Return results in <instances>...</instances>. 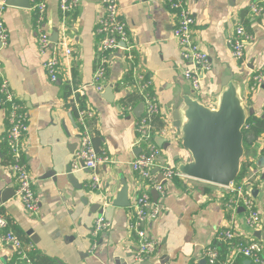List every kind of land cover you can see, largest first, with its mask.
I'll use <instances>...</instances> for the list:
<instances>
[{
	"label": "crops",
	"instance_id": "1",
	"mask_svg": "<svg viewBox=\"0 0 264 264\" xmlns=\"http://www.w3.org/2000/svg\"><path fill=\"white\" fill-rule=\"evenodd\" d=\"M46 1L45 30L51 39L56 35L60 39L59 0ZM117 1L133 49L129 58L122 51L113 55L101 93L91 86L97 67L96 27L101 13L96 0H81L65 19L73 52L69 60L60 57L57 82H51L43 68L51 54L40 55L37 51L32 0H10L11 5L0 14L9 35L7 46L0 45L2 72L27 114L29 131L24 140L23 161L35 180L39 198L37 214H28L17 199V184L10 174L4 142L6 110L0 107V210L8 229L21 242L34 246L32 255L41 264H199L207 247L220 246L217 233L231 227L238 240L261 247L264 264L263 144L257 141L244 147L242 138L240 166L243 162L248 166L242 182L249 183V187L245 185L261 217L255 230L246 225V214L239 211L241 208L235 213L226 209L228 194L224 188L180 172L193 162L191 152L183 147L195 109L193 103L217 113L234 100L242 129L250 116L264 117V85L249 92L251 77L264 72V14L253 17L248 13L253 0H185L194 20V39L211 63L200 91L195 93L182 77L187 64L172 38L176 21L167 0ZM238 24L253 37L244 49L242 61L233 59L227 43ZM138 74L151 82L150 92L160 107L161 113L154 122L155 143L162 150L158 165L172 167L180 174L165 186L164 196L154 199L152 190H148L151 201L161 211L157 220L144 226L156 243V252L141 262L133 258L137 242L130 225L134 200L146 186L129 167L141 153L134 146V109L140 101L131 114H121L122 100L136 92L133 83ZM67 85L83 90L84 105L94 113L88 122L93 146L109 159L94 171L69 174L79 150L80 131L76 115L64 98ZM157 121L162 127L157 126ZM93 177L99 181L98 190L90 188ZM105 200L107 205L103 206ZM100 214L111 226L98 237L92 250L90 233ZM243 260V264H248ZM15 261L13 248L0 243V264Z\"/></svg>",
	"mask_w": 264,
	"mask_h": 264
},
{
	"label": "built area",
	"instance_id": "2",
	"mask_svg": "<svg viewBox=\"0 0 264 264\" xmlns=\"http://www.w3.org/2000/svg\"><path fill=\"white\" fill-rule=\"evenodd\" d=\"M81 0H59V11L62 18V30L56 42H53L50 35L45 30L47 20V1L32 0V11L34 12L35 33L37 41V51L40 55L47 53L51 57L43 64V68L51 82H57L61 71L60 57L69 60L72 55V48L64 25L65 19L80 4ZM100 7V18L97 21L96 34L99 37L97 45V67L93 75L91 86L101 93L104 90V80L106 78L108 65L117 51H122L128 55L133 49L129 38L128 29L120 16V9L117 0H96ZM167 7L175 17L173 29V40L180 50V58L187 64L182 70L183 79L189 84L193 92L200 91L203 76L211 70V63L207 54L200 48L194 39L192 28L194 20L186 7L185 0H167ZM7 8V0H0V14ZM248 13L253 16L264 14V0H253L248 7ZM253 40L242 24L234 27L233 33L228 38L227 43L231 56L235 61H242L244 49ZM9 41L8 30L0 18V45L1 48L7 46ZM264 85V72L255 73L249 83V92ZM151 82L142 74L134 77L133 89L140 95V105L142 113L135 120L134 146L141 150L129 164L130 170L135 173L144 183L146 189L140 191L134 200L132 210L134 213L130 230L136 238V247L133 254L135 262H141L149 258L156 252V243L147 235L144 226L147 222L157 220L160 216V207L152 202L148 190L155 191L158 198L165 195V186L180 177L176 169L167 165H158L162 150L155 143L156 128L154 119L160 115V107L156 98L150 92ZM70 99L76 112L77 124L79 127V150L74 155L71 163V171H94L100 165L109 162L104 153H98L92 143V134L88 122L94 117L91 109L81 107L76 96H83L82 89L70 87ZM0 107L6 110L7 128L4 142L9 152V170L14 178L17 189V199L22 204L28 214H37L39 210V198L35 191V180L28 172L23 161L25 152L24 140L29 131L28 118L24 107L17 101L12 93L9 83L4 78L0 62ZM133 106L126 105L121 108V114H131ZM161 134L163 131L160 130ZM264 146V134L258 140ZM158 169L157 173L153 170ZM160 174L161 179H158ZM249 183L241 182L240 185L231 183L228 187H222L228 194L226 209L231 213L237 212L240 208L245 212V223L252 229H257L261 224V217L255 208V204L249 192ZM90 188L100 189L99 181L92 178ZM106 200L103 206H106ZM8 222L0 210V243L13 248L16 261L14 264H34L31 254L34 246L21 242V240L8 229ZM111 224L102 214L94 220L90 233L92 250L96 248L98 237L106 233ZM216 240L227 245L225 261L219 260V250L217 246L207 247L201 259L206 264H233L238 258L245 259L251 264H262L261 247L254 242H243L236 237L235 230L231 227L223 228L217 233Z\"/></svg>",
	"mask_w": 264,
	"mask_h": 264
},
{
	"label": "water",
	"instance_id": "3",
	"mask_svg": "<svg viewBox=\"0 0 264 264\" xmlns=\"http://www.w3.org/2000/svg\"><path fill=\"white\" fill-rule=\"evenodd\" d=\"M11 5L7 0V6ZM26 7H30L26 5ZM57 41V35L52 38ZM229 100V96L227 97ZM195 109L190 115L191 124L183 139V147L188 149L193 158L191 164L185 165L180 172L191 179L219 187H228L234 182L240 167L242 157V121L237 116L234 100L223 105L219 112H207L198 103H193ZM142 113L139 104L134 109L136 118ZM176 118V116H175ZM179 123L175 124L178 127ZM140 149L137 150L139 153ZM137 156V155H136ZM158 169L153 170L157 173ZM72 173L69 168V174ZM158 179H161L158 174ZM154 199L158 194L152 191ZM129 201L127 206H129ZM120 206V205H119ZM239 211L243 212V209ZM246 263L250 264L249 261ZM199 264H206L201 260Z\"/></svg>",
	"mask_w": 264,
	"mask_h": 264
},
{
	"label": "trees",
	"instance_id": "4",
	"mask_svg": "<svg viewBox=\"0 0 264 264\" xmlns=\"http://www.w3.org/2000/svg\"><path fill=\"white\" fill-rule=\"evenodd\" d=\"M70 91H71L70 87L68 85L65 86L64 98L66 100L67 106L72 111V114L76 115L74 106H73L71 99H70V93H71ZM76 99H77L78 103L80 104V106L84 107V99L82 97H79L78 95L76 96ZM140 100H141L140 95L137 92H134V93L126 96L122 100V104H123V106L130 105V106H133V108H135L138 105ZM155 119H154V122L156 124ZM158 125H160L162 127V123H160L159 121H157V126ZM263 134H264V117L258 118L255 116H250L246 121L245 127L242 129L243 146L244 147L251 146L252 144L256 143ZM262 152L264 153V148H263ZM247 169H248L247 164L244 162L241 163L239 173L233 182L234 184L240 185V183L242 182V179L246 176ZM219 245H220L218 247L219 260L222 262V261H225V259H226L227 245L224 243H221ZM31 259L33 260L34 264H41L38 261V258L32 254H31ZM243 261L244 260L242 258H238L234 264H243ZM216 264H221V263L219 262Z\"/></svg>",
	"mask_w": 264,
	"mask_h": 264
}]
</instances>
